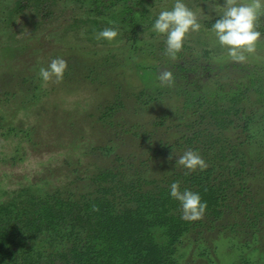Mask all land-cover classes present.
I'll return each mask as SVG.
<instances>
[{
	"label": "rangeland",
	"instance_id": "1",
	"mask_svg": "<svg viewBox=\"0 0 264 264\" xmlns=\"http://www.w3.org/2000/svg\"><path fill=\"white\" fill-rule=\"evenodd\" d=\"M155 1L154 8L159 11L153 15L161 9H170L174 3V0ZM183 2L200 23L222 13L224 4V0L216 5L213 1ZM71 11L72 8L64 9L37 30L31 24L22 30L16 26L11 33L18 37L17 42L10 44L11 53L9 56L0 54L3 58L0 59V204L10 201L23 189H30L34 194L52 192L56 188L72 189L78 193L90 191V177L108 169L123 172L127 180L135 174L147 181L155 178L167 180L174 172L185 170L175 165V160L185 150H196L203 158L204 146H208L203 145L206 136H202L208 125L206 121L201 122L200 115L184 111L183 94L175 90L168 93L166 89L169 87L160 85L159 81V85H154L158 74L171 62L162 52L163 35L152 31V39L144 38L152 41V56L144 46L139 54L128 53L119 44L109 46L103 54L105 56L109 52L110 63L114 56L120 61L128 60L131 69L114 67L107 77L93 75L91 82L75 74L73 55L67 49L68 40H63ZM259 22L264 23L263 20ZM2 43L0 39V45ZM81 46L83 49L86 47L84 52H89L90 48L85 43ZM183 46L188 47L187 52L193 56L208 52L218 64L230 59L214 35L203 27L198 32L190 31ZM245 55L257 66L264 67V38H259L254 53ZM57 56L68 58L69 68L63 75L65 81H43L39 76L40 67H47L49 61ZM97 56L93 55V58ZM90 57L89 62L93 60ZM144 68L152 71L151 79H140L145 76L142 72H147L143 71ZM227 71L226 68L223 75ZM149 95L157 99L149 101ZM250 106L249 109L256 112L251 114L255 121L252 129L248 132L237 128L225 130L224 139L235 141L251 136L249 141L254 139L259 148V143L264 145V113L253 107L252 102ZM194 133L200 134L197 142L191 145L185 142ZM248 145L241 147L238 153L246 164ZM248 148L249 156L253 152L264 155L263 149ZM256 162L253 167H258ZM249 170L246 172L252 173V181L242 183L249 185L256 195L259 185L264 182V168ZM230 216L224 214L215 224L211 223V218L202 217L201 224L211 232L203 229V235L184 238L177 254L180 256L179 264H226L225 259H236L241 254L246 258L247 252L245 254L240 248L243 242L235 241L238 238L227 235L225 230L236 218L232 214ZM198 229L200 227L192 232L196 233ZM222 241L227 251L222 248L219 252Z\"/></svg>",
	"mask_w": 264,
	"mask_h": 264
},
{
	"label": "flooded vegetation",
	"instance_id": "2",
	"mask_svg": "<svg viewBox=\"0 0 264 264\" xmlns=\"http://www.w3.org/2000/svg\"><path fill=\"white\" fill-rule=\"evenodd\" d=\"M202 1H213L214 5L221 2V0ZM154 3L157 4L155 0H0V39L1 41L3 40V46L2 44L0 45V54L9 56L11 53L10 44L17 42L16 37H18L17 34L11 33L15 31L14 28L16 26H20L18 30H22L31 24V27L37 30L41 25L47 23L49 19L55 18L56 14L59 16L64 9L72 8L73 11L70 12L69 17L71 20H69V26L66 30L67 34L63 40H68L69 45L67 49L73 55L72 59H74L73 62L76 65L75 74L81 75L84 79L92 82L93 75L100 78L107 77L113 72L114 67L130 70L131 66L128 60L120 61L113 56V62L110 63L111 57H108L109 52L105 56L103 53L109 46L119 44L128 53L132 51L138 54L141 52L142 46H144L150 53V56H152V41L144 40V38L152 39L151 25L158 14L153 15V13L159 11L158 8L155 10ZM220 14L210 19H204L201 23L203 29L212 33L210 31L211 24ZM259 20L264 21V15H261ZM104 28H115L118 35L111 41L95 39L96 32ZM258 31L261 32L260 38H264V23L259 22ZM212 35L214 34L212 33ZM82 43H85L90 48L89 52H84L86 47L83 49ZM93 44L96 45L94 50H92ZM187 48L183 46L181 51L177 53L176 59H171L170 64H167L165 68L171 71L174 77V84L172 86L164 85V87H169L166 91L168 93L170 91L182 93L184 107H186L184 111L186 110L192 115H200L202 123L206 121L208 129L202 133V136H206V141L203 145L208 144L207 147L204 146L205 149L210 146V143H213L216 148L232 145L235 149H240L244 145L249 144L246 147L248 151V164H246L242 157L238 158V161L230 162L229 167L225 169H220L219 163L213 160L211 155L205 156L202 153L207 167L203 170L197 169L194 171L201 172L211 168L212 173L210 182L200 183L199 188L205 191L204 186H208L215 188L217 191V187H219L221 191L218 192V195L224 198L223 202L216 201V204H210L211 207L206 208L202 217L211 218L210 220L211 223L214 222L213 224H215V221L220 220V218L222 219L224 214L229 216L232 214L233 218L236 217L234 221L231 220V224L226 226L225 230H227V235L231 234L235 238H238L235 241L243 242L240 244V248L244 249L245 254L247 252V257L244 258L245 255L242 256V254L238 257L235 254L237 256L236 259H225L224 263L264 264V187H261L264 182L259 185L256 195L249 185L245 186L242 183L251 182L253 179L252 173L246 172V169L249 170L250 168L249 171H252V169L264 168V155L263 153L253 152V155L249 156L250 149L248 147L257 148L253 142L254 139L249 141L252 138L251 136L242 137L239 138L240 140L236 139L235 141L224 139L225 130L220 129L217 125L223 117L222 114L218 112L215 119H213L209 113V111H221L229 109L230 106H235L238 109V115L223 117L226 123L229 120L234 122L229 127L226 124V130L229 129L230 131L232 128H237L241 129V132H248L252 129L255 121L252 119L251 114H256V112L249 109L250 103L252 102L253 107L264 113V67L261 65L257 66L248 57L244 62H236L229 59V61H222L223 64H218L208 52L205 51L201 56H193L187 52ZM90 54H92V58L93 55L98 56L89 62L88 58ZM226 58L222 57L225 60ZM0 59L3 58L0 57ZM65 60L68 63V58ZM67 68L69 67L67 66ZM226 68L228 69L227 74L223 75ZM143 71L147 72H142L145 76H142L140 79H151L152 71L146 68ZM61 80L64 82L65 77ZM154 85H159L158 80L154 82ZM217 89H220L221 93L213 95ZM226 94L228 96H225ZM158 96H160V93ZM156 99L152 95L148 96L149 101ZM213 101H216V105L213 104ZM108 116H110V113ZM243 126H245L246 130ZM199 137V133H194L191 139L186 137L187 140L185 142L191 145L197 142ZM258 145V150H264L263 144L259 143ZM197 147L195 146V148ZM240 160L243 163L239 164ZM254 161H257L256 163L259 164L258 167H255V165L253 167ZM235 168L239 171L238 175L231 173ZM105 172H110V177H106L103 182L92 181V178L101 172L95 173L90 177V191L78 193L72 189L62 190L56 188L52 192L44 193L39 191L34 194L30 189H23L21 192L16 193L10 201L0 204V243H5V247L3 248L4 254L0 257V264H77L70 253L75 245L80 246L78 243H81L80 240L84 237L76 234L78 233L77 229H73L70 237H68L67 233L71 229H64L63 231L65 232L62 239H57L58 241L53 242L51 245L43 241L45 238L43 235L40 238L37 235L33 238H26L23 234L16 233L21 230L26 231L29 228L28 224L32 217L30 209L26 207V202L29 200L37 197H51L54 192H58L56 196L62 199H70L72 203H77L83 198L85 201L93 200L101 196L99 193V185L101 184L112 190L113 194L107 195V198L115 196V203L118 201L121 203L112 211L115 212L118 207L121 210L133 208V202L127 201L126 195L133 188L135 191L140 190L142 193L150 192L152 195L157 194L160 189L169 190V186L173 181L179 182L181 190L190 188V182H184L182 178L185 175L189 177L188 174L191 172L187 169L181 172H174L167 180L155 178L148 181L137 177V174L127 180V176L119 170L108 169ZM118 174L121 175L118 177L121 180L119 184L115 182ZM221 181H225V183ZM197 187L191 188L192 191L198 190ZM202 190L201 192H203ZM174 201L175 206L165 213V215H173L178 220L177 225H180L181 230L179 236L176 239L172 237L175 234L176 226H174V230L171 228L170 230L167 225L163 224L164 228H162V224H160V227L156 223L151 228H148L149 231L145 233L146 237H151V246L155 245L166 256L167 262L165 264H179L178 258L180 256L177 255L179 246L188 235L196 237L203 235V229L211 232L210 228H206L201 224L202 217L196 220L181 219L179 202L175 199ZM12 203L17 205V207L13 208L11 206ZM196 227H200V229L196 233H193L192 231ZM216 227L219 228V226ZM82 228L87 227L82 226ZM4 231L10 234L9 238L15 236L14 243H10L11 240H5ZM79 237H81L80 240L78 239ZM224 245L225 243L222 241L219 252L222 251V248L225 251L226 247L224 248ZM142 246H146V241H143ZM231 248L233 249V247ZM219 256L220 254L217 255V258ZM252 256L254 257L253 259ZM147 264L152 263L148 262Z\"/></svg>",
	"mask_w": 264,
	"mask_h": 264
},
{
	"label": "trees",
	"instance_id": "3",
	"mask_svg": "<svg viewBox=\"0 0 264 264\" xmlns=\"http://www.w3.org/2000/svg\"><path fill=\"white\" fill-rule=\"evenodd\" d=\"M219 93H221L220 89H217L213 95ZM225 96L228 95L226 94ZM213 104L216 105V101H213ZM218 112L223 117L239 114L235 106H230L229 109L221 111H209L213 119H215ZM223 117L217 125L220 129L226 130L227 127L225 125L227 124L229 127L234 122L229 120L226 123ZM203 153L206 156L211 155L213 160L219 163L220 169L228 168L229 164H231L230 162L238 161L239 158V149H235L232 145L216 148L213 143H210V146L203 150ZM210 159L212 160V158ZM238 163L241 164L243 162L240 160ZM211 173L212 169L208 168L201 172H191L188 174L189 177L187 175L182 176L184 182H190L189 190L192 191L194 186H198V190L194 192L200 193L202 200L207 203V209L211 207L210 204H216V201H224V198L218 195L221 188L217 187V191L215 188L208 186H204L205 191L199 188L200 183L210 182ZM231 173L238 175L239 171L235 168ZM109 175L110 172H101L95 175L92 181L103 182L106 177H110ZM119 176L121 175L118 174L115 180L118 184L121 182L118 179ZM221 182L225 183V181ZM99 190L100 197L88 201L83 198L77 203H72L70 199H62L56 196L58 192H54L51 197L49 196L50 198L37 197L27 201L26 207L30 209L32 214L30 222L28 221L29 228L26 231L21 230L16 233L23 234L26 238H33L36 235L40 238L43 235V237L47 238L46 240L44 238L43 241L51 245L53 242L58 241L57 239H62L65 232L63 231L64 229H71L67 233L68 237L72 235L73 229H77L78 233L76 234L84 236L82 239L81 237L78 238L79 240L81 239V243H78L80 246L75 245L70 251L77 264H147L148 262L165 264L167 262L166 256L161 249H158L155 245L151 246V237H146L145 233L149 231L148 228H151L156 223L160 227V224H162V228H164V224L173 230L174 226H176L175 234L172 237L176 239L179 236L181 230L180 225H177L178 220L173 215H165L175 206L174 198L169 196V190L160 189L157 194L152 195L150 192L135 191L133 188L129 194L126 193L127 201L133 202V208L121 210L118 207L115 212L112 211L121 203L119 201L115 203V196L107 198V195L113 194L112 190L101 184L99 185ZM11 206L13 208L17 207L14 203ZM82 226L87 228H82ZM4 235L5 240H11L10 243H14L15 236L9 238L10 234L5 231ZM143 241H146L145 247L142 246ZM4 247L5 243H0V257L4 254Z\"/></svg>",
	"mask_w": 264,
	"mask_h": 264
},
{
	"label": "clouds",
	"instance_id": "4",
	"mask_svg": "<svg viewBox=\"0 0 264 264\" xmlns=\"http://www.w3.org/2000/svg\"><path fill=\"white\" fill-rule=\"evenodd\" d=\"M222 13L211 24L210 31L222 49H226L228 57L236 62L247 59L245 53H254L257 41L261 36L258 31L259 18L264 15V0H224ZM202 25L195 13L186 6L183 0H174L170 9H162L152 22L151 30L165 37L164 52L172 60L183 47L186 35L198 32ZM118 35L115 28H104L95 34V39L111 41ZM67 68V61L57 56L52 58L47 67H40L39 76L43 81L59 82ZM160 85L172 86L173 73L163 70L157 77ZM189 172L203 170L207 167L205 160L196 150L187 149L175 160ZM174 165V166H175ZM169 196L179 202L181 219L196 220L205 213L207 203L201 199L199 192L187 188L181 190L178 181L169 186Z\"/></svg>",
	"mask_w": 264,
	"mask_h": 264
}]
</instances>
